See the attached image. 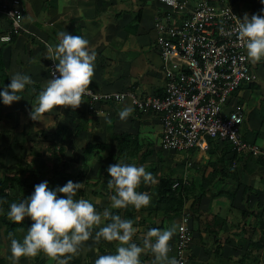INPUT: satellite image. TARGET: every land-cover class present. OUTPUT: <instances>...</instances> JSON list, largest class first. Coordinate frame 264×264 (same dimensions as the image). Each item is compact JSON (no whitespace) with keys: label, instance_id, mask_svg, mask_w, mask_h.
<instances>
[{"label":"crops","instance_id":"0c3cea01","mask_svg":"<svg viewBox=\"0 0 264 264\" xmlns=\"http://www.w3.org/2000/svg\"><path fill=\"white\" fill-rule=\"evenodd\" d=\"M232 1L242 17L260 14L264 8L260 0ZM22 4L23 26L11 42L1 41L11 30L12 19L0 12V66H5L8 76L4 82L0 72V89L17 72L29 75L33 83L22 90L21 100L11 105L0 102V178L21 165L30 169L32 180L51 179L48 186L56 189L67 183L66 174L82 183V192L74 198L89 200L102 214L111 207L113 194L107 183L111 178L108 166L119 161L143 165L153 173L155 182H142L137 191L148 192L151 201L139 210L128 207L135 209L137 231L132 242L144 248L141 264H159L151 248L144 247L149 229L175 226L169 241L171 259L177 256L182 224L191 233L186 264H264L262 155L237 152L219 139H211L206 151L163 149L160 117L140 111L131 97L95 102L83 96L76 109L57 106L36 121L29 116L39 93L52 79L49 46L54 48L59 33L65 31L87 39L90 52L95 53L89 85L95 93L162 94L165 77L155 25L165 15L166 5L159 0H22ZM137 16L139 22H135ZM249 63L256 78L240 86L231 102L245 107L244 140L264 150V60L252 63L249 59ZM126 106L133 112L121 120L119 111ZM167 155V160L162 158ZM162 177L188 180L180 212L164 215L153 211ZM12 193L19 194L17 190ZM125 209L121 208L122 213ZM105 222L102 218V224L93 228L92 236L68 264H95L100 255L116 252L118 241L94 239ZM10 256L11 238L0 222V258L12 264ZM37 259L38 264H58L43 252L21 257L18 264H34Z\"/></svg>","mask_w":264,"mask_h":264},{"label":"clouds","instance_id":"9594fccd","mask_svg":"<svg viewBox=\"0 0 264 264\" xmlns=\"http://www.w3.org/2000/svg\"><path fill=\"white\" fill-rule=\"evenodd\" d=\"M264 4V0H260ZM237 35L243 42L247 56L252 63L264 60V8L260 14L243 19L237 17ZM59 42L53 48L49 46L48 58L58 61L52 71V79L39 93L29 116L32 120H42L41 117L56 109L57 106H70L76 109L82 102V97L90 89L94 76L95 53L89 50V41L80 35L69 32L59 33ZM33 83L31 77L20 72L10 78V83L0 89V102L11 105L21 100L20 93L26 85ZM133 112L126 106L119 111V118L125 120ZM110 122V121H109ZM110 175L108 187L113 191L111 207L126 208L132 205L139 210L148 206L151 196L146 191H137L143 182L154 183L153 173L143 165L120 162L109 165ZM82 183L67 181L63 186L50 189L48 181L35 185L34 192L19 203H12L7 212L13 222H23L26 217L32 221L22 240L11 239L12 264H18L21 257L36 256L43 252L58 264H68L72 254L78 252L83 242L92 236L95 226L104 223L95 232L94 239L99 242L118 241L114 254L100 255L95 264H141L140 256L144 248L132 242L137 229L131 219H122L120 215L105 209L101 214L92 202L87 199H75ZM64 195H60V194ZM176 231L175 226L164 230L149 229L145 235L144 247H150L155 260L159 264H177L175 258H169V241ZM154 238V240L152 239Z\"/></svg>","mask_w":264,"mask_h":264},{"label":"built area","instance_id":"2783aa9c","mask_svg":"<svg viewBox=\"0 0 264 264\" xmlns=\"http://www.w3.org/2000/svg\"><path fill=\"white\" fill-rule=\"evenodd\" d=\"M159 1L167 7L155 25L156 47L163 61L164 92L99 94L89 88L84 96L95 102L131 97L140 111L157 114L163 125V149L206 151L211 139H219L230 143L237 152L250 151L264 158V150L258 144L242 137L244 105L231 102L240 86L256 78L237 35V17H243L233 1ZM0 12L12 19V28L1 41L11 42L13 34L23 26L22 0H0ZM57 63L49 61L51 77ZM181 184H188V180L178 181L174 187ZM178 231L175 259L177 264H186L191 233L185 224Z\"/></svg>","mask_w":264,"mask_h":264},{"label":"trees","instance_id":"16d2710c","mask_svg":"<svg viewBox=\"0 0 264 264\" xmlns=\"http://www.w3.org/2000/svg\"><path fill=\"white\" fill-rule=\"evenodd\" d=\"M140 16H137L135 22H139ZM15 37H12L14 39ZM0 72L2 76V80L7 81V71L5 66H0ZM125 138H131L130 135L124 134L122 135ZM90 144L87 149L90 148ZM126 156V154H124ZM59 171H56L58 173ZM66 181L74 179L67 176L65 174ZM51 179H48V184H50ZM177 181L175 179H171L169 177H162L159 184V194L157 196V200L154 206L153 211L157 214L162 213L164 215H168L169 213L180 212L185 205V192L187 191L186 186L184 184L179 185L178 187H174V184ZM181 182V180H180ZM41 183L38 180H32V172L26 166H19L16 169H10L4 178H0V222L6 225V233L9 234L10 238H15L18 240H22L26 235L28 227L31 226V219L26 217L23 222L17 223L11 221L7 212L9 210V206L12 203H19L22 201L23 197H29L33 192L35 185ZM51 189V188H50ZM17 190L19 192L18 195L13 194L12 191ZM82 190L79 189L77 193H81ZM129 207V206H128ZM125 209L124 213H122L121 208L114 209L110 207L108 210L113 214H118L122 219H131L133 221V225L136 223L134 220L135 209L128 208ZM110 222V218L106 219L105 223ZM39 260L37 259L34 264H38ZM0 264H5L4 260L0 258Z\"/></svg>","mask_w":264,"mask_h":264},{"label":"rangeland","instance_id":"374dc122","mask_svg":"<svg viewBox=\"0 0 264 264\" xmlns=\"http://www.w3.org/2000/svg\"><path fill=\"white\" fill-rule=\"evenodd\" d=\"M162 158L165 159V160H167V159L169 158V155H167V156H162ZM173 176H175V177L178 176V173L174 172V173H173ZM50 187H51V186H49V188H50Z\"/></svg>","mask_w":264,"mask_h":264}]
</instances>
